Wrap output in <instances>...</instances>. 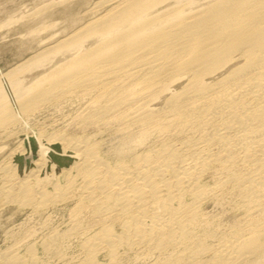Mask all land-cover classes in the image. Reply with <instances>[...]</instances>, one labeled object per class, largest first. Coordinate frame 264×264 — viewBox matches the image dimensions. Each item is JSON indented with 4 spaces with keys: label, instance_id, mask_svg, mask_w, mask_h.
Instances as JSON below:
<instances>
[{
    "label": "bare ground",
    "instance_id": "6f19581e",
    "mask_svg": "<svg viewBox=\"0 0 264 264\" xmlns=\"http://www.w3.org/2000/svg\"><path fill=\"white\" fill-rule=\"evenodd\" d=\"M97 5L109 7L56 43L54 51L46 48L0 74V125L6 130V124L18 122L9 101H20L18 110L27 113L58 88L63 91L55 99L95 93L78 127H114L125 137L124 148L112 161L87 133L33 134L24 138L14 164L2 169L1 194L35 210L75 198L78 212L111 222L88 235L80 264H97L99 251L111 256L121 246L172 251L174 262L167 256L160 264H237L263 255L264 0ZM55 63L45 76L53 77L47 93L35 91L25 100L45 77L26 85L17 72ZM152 136L157 144L145 146ZM224 199L243 211L247 224L213 245L206 242L211 233L201 206ZM116 222L119 233L111 227ZM53 236L55 243L58 234ZM204 254L210 258L202 259ZM7 260L25 264L14 254Z\"/></svg>",
    "mask_w": 264,
    "mask_h": 264
},
{
    "label": "rangeland",
    "instance_id": "374dc122",
    "mask_svg": "<svg viewBox=\"0 0 264 264\" xmlns=\"http://www.w3.org/2000/svg\"><path fill=\"white\" fill-rule=\"evenodd\" d=\"M99 1L100 0H0V74H5L9 72V70H12V68L14 69V67L25 64L24 62H27L26 59L29 60L33 55L44 49L47 50L53 47V49L50 48V50L54 51L57 47V45L55 47L56 43L60 44L61 40L64 41L63 39L76 32L84 24L94 20L105 12L109 6H101L102 8L96 7ZM59 57L55 60L57 65L58 62L60 64L62 61V58ZM56 63L53 64V66H46V68H36L37 70L34 69L31 73L19 72V74L17 72V74L24 80V84L28 85L38 79L37 77L39 75L41 79L43 78L42 76L45 77L48 75L49 71L54 68ZM59 78L61 79L62 77ZM52 80V76L49 79L48 76L45 77L41 80L42 83L36 87L37 89L30 90L24 99L26 100V98H28V100H30V98L34 96L35 91H37L35 95L40 93L43 95V90L44 93H47L46 90L50 88V81ZM182 85L183 82L178 83L174 86V89H179ZM62 89L63 88H58V91H56L57 89L49 91L47 94H49V96L51 95V98H47L48 95L45 97L47 103L44 102L45 100L39 103L37 102L38 105L27 113H22V111L20 113L18 110L20 101L17 103V100H13L9 101L7 104L8 107L11 105L10 108L14 109L13 111L15 113L17 111L16 120L18 122L10 125L6 124V130L3 129L4 125H0V264H8L7 256L9 254L18 256L24 260L25 264H80L87 257L84 242L88 235L97 232L102 227L111 223L97 222V220L91 218L92 216L87 210L78 212L79 209L75 206V198L71 200L66 199L64 202L61 201L58 202V204L48 205L35 210V208L31 206H23L8 201L1 194V187L4 183V170L2 169L8 165L14 164L13 158L18 152L25 148L23 142L24 138L32 136L33 134H39L44 137L47 135L46 137H49L56 133H64L65 135L68 134V136H81L87 133L88 136H94V139L100 145H98V149H100V153L103 154L101 155L112 161L116 159L118 156L116 153L118 154V151L124 146L122 145L124 142L121 140L125 137L123 134L116 132L114 127H112V129H107L104 125H97L95 127L91 126L92 128L88 127L85 130L78 127L80 125L78 121L81 120L80 118L82 116H85L86 111L84 110L90 105L91 100L94 99L95 93L85 96H79L80 93L76 95L69 94L65 95V98H59L60 100L55 99V96L59 95ZM55 92H57V95H55ZM52 94H54V96ZM52 97H54L55 100ZM156 104L158 106L161 105L162 100L156 102ZM20 114L24 115L21 116ZM154 138L155 136H152L151 140H147L148 142L145 141L147 143L145 146L157 144L158 140L154 141ZM153 141L156 143H153ZM142 148L143 147L139 148V150ZM8 162L11 163L9 164ZM208 177H206L205 180L210 182L211 179ZM49 190H51V188ZM228 199L219 200L221 202L215 200L211 202V200H207L203 202L201 206L203 213L206 215L205 224L209 228L208 231L211 233L210 238H208L209 240H206L207 243L216 245L218 237L223 233L229 232L238 225L243 227L245 226L244 224H247L243 217V211L239 210V207ZM73 210L78 213L73 212ZM75 217L77 219L76 221H74ZM74 223L75 225L80 224L79 227L76 225L78 227L76 228V226L73 225ZM118 224L119 223L116 222L111 226L115 233H119L120 226L118 227ZM101 225L103 226L101 227ZM72 227H75V229L72 230L71 234H67L68 232L66 230L69 231ZM53 235L57 237V240L55 239L54 241L55 243H52L54 239ZM51 237L53 238L52 240ZM47 243H49L48 245L50 247L48 245L46 247ZM118 250L115 249V253H113L116 255L113 254L111 256L107 251H99L95 255L96 263L160 264L168 260L171 263L174 262L172 260L173 258L170 259L172 254L170 252L172 251H165L166 253L155 251V253L141 246L138 248L135 247L132 250L131 248L121 246ZM205 255L206 254L202 256V259L207 260L210 258V254ZM164 257H167L168 260ZM237 264H264V254L258 257L251 256L249 259H245Z\"/></svg>",
    "mask_w": 264,
    "mask_h": 264
}]
</instances>
